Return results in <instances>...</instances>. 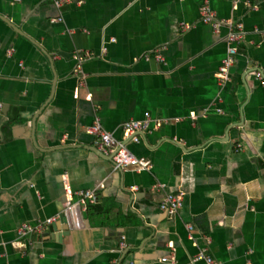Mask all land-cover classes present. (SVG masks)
Masks as SVG:
<instances>
[{
    "label": "crops",
    "instance_id": "crops-1",
    "mask_svg": "<svg viewBox=\"0 0 264 264\" xmlns=\"http://www.w3.org/2000/svg\"><path fill=\"white\" fill-rule=\"evenodd\" d=\"M62 1L0 0V264H264V0ZM206 2L245 29L224 84ZM97 120L152 168L116 170Z\"/></svg>",
    "mask_w": 264,
    "mask_h": 264
},
{
    "label": "built area",
    "instance_id": "built-area-1",
    "mask_svg": "<svg viewBox=\"0 0 264 264\" xmlns=\"http://www.w3.org/2000/svg\"><path fill=\"white\" fill-rule=\"evenodd\" d=\"M54 2L56 7H62L63 1L62 0H51ZM253 10H257L258 6H253ZM201 16L202 20L205 23L212 24L216 31H219L222 26L228 27L227 33V50H226V57L223 59L221 66L218 69V78L220 79L221 83H226L229 81V72L230 69L233 67L235 58L238 54V47L241 44V41L245 34V29L243 24L235 23L232 20H228L226 18H221L217 15V13L213 10L212 6L209 2L204 3L201 7ZM63 17L58 16L53 18L52 21H62ZM185 28L190 27L189 24H184ZM79 65H78V73L80 77V88L84 89L87 82L88 75L85 73L83 64L86 60V56L79 54ZM157 59L161 62L165 61V58L162 55H158ZM257 79L261 81L264 85V78L262 74H256ZM151 123V119L147 118L146 121H130L123 126L124 137L128 138L134 142H139V134L144 129H148ZM88 133L95 137L98 149L104 153L105 155L111 156L114 168L116 170H125V169H138V170H150L152 168L151 160L136 156L127 146L124 140H119L116 138L113 132L108 131L105 129L100 120H97L95 123L91 124L88 127ZM78 200L69 201L67 209L70 210L77 204L86 206L87 201L91 203H96L98 201V194L97 190H88L85 192H80L77 194ZM183 205V196L182 195H175L170 194L168 195L163 203L162 209L167 211L171 214L177 213L178 210ZM58 221V218H52L47 220L46 222H40L35 226L30 224H23L20 226L18 230V235L20 238H25L32 233H43L51 226H53ZM190 231H193V227L189 228ZM125 247L124 243L121 244ZM196 259L198 261H204L205 264H219L213 256L203 250L199 252ZM164 261H167L165 258Z\"/></svg>",
    "mask_w": 264,
    "mask_h": 264
},
{
    "label": "water",
    "instance_id": "water-1",
    "mask_svg": "<svg viewBox=\"0 0 264 264\" xmlns=\"http://www.w3.org/2000/svg\"><path fill=\"white\" fill-rule=\"evenodd\" d=\"M81 208V207H80Z\"/></svg>",
    "mask_w": 264,
    "mask_h": 264
}]
</instances>
